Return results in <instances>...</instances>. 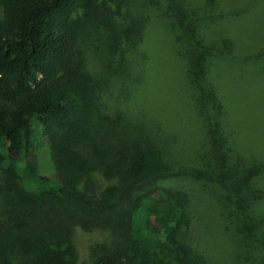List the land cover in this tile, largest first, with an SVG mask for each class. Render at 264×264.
I'll return each instance as SVG.
<instances>
[{
    "label": "trees",
    "instance_id": "1",
    "mask_svg": "<svg viewBox=\"0 0 264 264\" xmlns=\"http://www.w3.org/2000/svg\"><path fill=\"white\" fill-rule=\"evenodd\" d=\"M114 1L0 0V264H77V226L110 236L79 264H241L231 244L227 251L197 229L189 234V182L201 177L216 190L215 208L244 231L236 239L248 247L241 258L264 264V121L254 135L244 133L219 70L226 56L264 77V43L241 45L234 19L216 3L213 18L198 11V0H169L181 44L165 51L172 71L154 77L145 46L161 6L120 0L128 15L110 23L106 40L120 47L128 76L121 83H130L121 84L125 97H115V86L100 80L108 73H94L85 53L93 28L113 22ZM125 22L127 41L116 42ZM149 83L171 103L152 100ZM36 129L48 141L55 177L34 162ZM170 176L181 184L143 187Z\"/></svg>",
    "mask_w": 264,
    "mask_h": 264
},
{
    "label": "rangeland",
    "instance_id": "2",
    "mask_svg": "<svg viewBox=\"0 0 264 264\" xmlns=\"http://www.w3.org/2000/svg\"><path fill=\"white\" fill-rule=\"evenodd\" d=\"M131 1L135 3L140 0ZM144 1L155 8L161 6L159 11L161 17L158 20L160 24H157V32L154 31L155 34L152 35L151 41L145 47L147 48L148 54L150 55L152 66L151 72L153 73L154 77L157 76L159 78H163L167 76L168 72L170 73V70L172 69L169 67L168 59L165 57V51L178 52L177 47H179L181 44L179 41H177V35L174 34L171 27V21L174 20L176 23L177 16L170 10L169 0H162V5H159V0ZM198 1L199 4L196 5V8L198 11H201L203 15L215 18L217 13L214 8L212 10V7H214L213 5L216 3L215 7H220V9L223 10L225 17L234 19L232 21V25H230L234 29L232 34L240 41L241 45L247 46V44L251 42L258 44L261 42L262 44L264 43V0ZM172 2L174 5V0H172ZM121 4L122 2H120V0H115L113 3H111V16L113 22L106 20L101 23L99 29L97 27L93 28V33L90 35V38L94 42L92 44V48L85 52L88 64L91 63L95 67L94 73H96L98 76L99 74L105 75L108 73V75H105L102 79L100 78V80L102 83L108 82V85L110 84L115 86V97H125L127 94V87L122 88L121 84L130 83L129 79L121 83V79H125L128 76L125 75V66L123 57L120 53V47L117 50H113L110 45H108L106 40L108 37H110L109 34H112V30L107 28L109 25H113L110 23H119L123 21L128 15L127 4L122 6ZM151 12L152 16L156 17L157 13L154 11ZM158 21L156 23H158ZM179 23H184V21L179 20ZM129 24L130 22H125V24L119 29L120 32L118 31L117 33L113 34L112 39H115L116 42L122 41L125 43L127 38L124 34V30ZM228 29L229 28H226L225 24L224 30L228 31ZM150 44H153V47H150ZM83 49L86 50L84 44ZM92 50H95L92 54L98 58L96 60V64L91 60L90 54ZM248 51L249 47L246 48V52ZM260 52H264L263 45H261ZM179 57H181L180 54ZM220 60L221 63L219 70L224 71V82L229 86L230 93L233 97V110L235 111L236 116H238L237 121H239L245 134L254 135L256 129L258 128L256 125L258 124V120L262 119L264 121V77H262L260 74H256L255 76L247 74L245 71L248 70H242L240 69V65L237 66L238 61H233L226 56ZM232 68L234 69L231 71ZM241 82L244 86L241 84ZM183 85L184 83L181 82V88ZM144 90L147 95L154 93L155 96L152 98V100H162L160 105H167L171 103L172 99L166 100L164 98V94L159 95L160 89L158 87V83H149V85H145ZM246 92L249 98L246 97ZM166 93L169 97L173 96L171 91H166ZM142 101H145V98ZM146 104H148L146 105L147 109H151V107H153V104L150 101ZM109 110L111 112H115V109ZM118 113L120 112L118 111ZM141 115L144 116V114ZM37 123V118H35L34 125L36 126ZM35 131L36 146L34 149V162L37 164V168L43 174L55 177L56 170L48 141L43 136L41 129H36ZM170 177L171 178L158 177L151 183L147 185L144 184L145 186L143 187L152 188L157 185H166L176 188L181 184V179H179L181 177ZM193 181L194 182H189V187L192 192V195L189 197V199L191 202L190 206L195 211V216L192 218V222L194 219L195 220L193 223L191 222L192 225L190 227L189 234L193 236L197 229V235L201 239H204L203 235H206L209 239H213L212 241H216L221 249L224 247L227 251L231 250L232 245L235 255L238 253L237 257L240 259V263L248 264V258L245 260L244 257L241 258L240 256L246 251L248 247L245 243L236 242V239L241 234L244 235V231L241 228H236L234 226V218L228 219V222L225 220L226 218H224L222 215V206L215 208L214 197H216V190L211 187V184H209L211 181L204 177H201L197 180L193 179ZM206 202H208V206L210 207L207 210L204 208ZM216 209L221 213L218 214ZM211 210H213V212H210ZM224 213L228 215L229 211L224 209ZM74 239L80 254V259L77 263L79 264L80 262H89L91 257L90 249L92 245L96 244L97 242L109 240L110 236L106 231H86L83 228L77 226L75 228Z\"/></svg>",
    "mask_w": 264,
    "mask_h": 264
}]
</instances>
